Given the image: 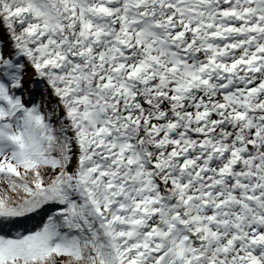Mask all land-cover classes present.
Returning <instances> with one entry per match:
<instances>
[{
	"label": "snow or ice",
	"instance_id": "1",
	"mask_svg": "<svg viewBox=\"0 0 264 264\" xmlns=\"http://www.w3.org/2000/svg\"><path fill=\"white\" fill-rule=\"evenodd\" d=\"M0 264H264V0H0Z\"/></svg>",
	"mask_w": 264,
	"mask_h": 264
},
{
	"label": "rangeland",
	"instance_id": "2",
	"mask_svg": "<svg viewBox=\"0 0 264 264\" xmlns=\"http://www.w3.org/2000/svg\"><path fill=\"white\" fill-rule=\"evenodd\" d=\"M0 183H2V182H0Z\"/></svg>",
	"mask_w": 264,
	"mask_h": 264
}]
</instances>
